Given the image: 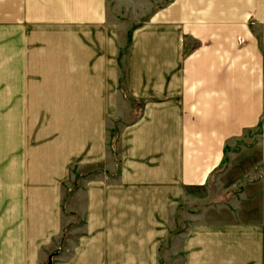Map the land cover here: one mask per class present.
Instances as JSON below:
<instances>
[{
    "label": "crops",
    "instance_id": "1",
    "mask_svg": "<svg viewBox=\"0 0 264 264\" xmlns=\"http://www.w3.org/2000/svg\"><path fill=\"white\" fill-rule=\"evenodd\" d=\"M115 1L0 0L19 108L50 111L38 150L16 157L3 137L0 264H264V174L221 181L254 128L264 170V0H168L135 26ZM220 186L175 214L188 188Z\"/></svg>",
    "mask_w": 264,
    "mask_h": 264
},
{
    "label": "rangeland",
    "instance_id": "2",
    "mask_svg": "<svg viewBox=\"0 0 264 264\" xmlns=\"http://www.w3.org/2000/svg\"><path fill=\"white\" fill-rule=\"evenodd\" d=\"M168 0H117L110 4L111 12L118 15L121 13V17L127 20H130L133 23V26L140 24L144 21L147 16L157 7L162 6ZM6 22L3 19V15L0 13V151L2 150L3 145V137L10 135L11 141V155L18 157L20 154L26 150V152L30 151V146L32 149L38 150L39 142L36 141L34 137L30 138L29 135H35L36 133H42V125L46 124L49 125L50 121V111L49 110H42L40 108H34L31 110H22L19 108V82L20 78L18 75V62L11 61V63L6 62L4 59V40L7 42L10 40L13 44V41L17 39L18 34L17 31H10V36L8 34V30H5L4 27ZM128 42L124 44V50L126 49ZM13 47V45H12ZM14 57L12 52V58ZM10 69V76L7 77L5 70ZM21 82L23 86L28 85V87L34 86V79L28 78H21ZM40 98V94H37ZM34 101V94L28 93L27 94V102ZM39 101V100H38ZM135 103V102H134ZM137 104V103H136ZM138 105V104H137ZM136 105V106H137ZM137 109L140 110V106H137ZM111 123V122H110ZM49 128V126L47 127ZM27 134V146L28 148H23L21 144V148L19 149V134ZM119 133V128L116 125L112 128V136H111V147L115 148V143L117 141ZM260 138V129L254 128L244 136L236 139L234 141V145L228 147V153L226 159L224 161L223 170L228 168V171L225 175L221 177V181L224 183H230L236 178L239 177V182L256 178L258 174L257 171L260 170L262 174H264L263 169H258L259 167V150H258V140ZM113 148V149H114ZM1 154V153H0ZM28 158H30L28 156ZM13 165V163H12ZM16 166H18V160H16ZM233 166V168H229ZM248 167L246 173H249V168H254V172L249 175L245 174L243 176L244 167ZM28 169L30 170V164H28ZM78 167H73L74 174H76V179L74 184L70 186V190L77 188V186L82 183L79 181L78 177L81 176L80 172L77 170ZM238 174L237 177H233V175ZM225 176V177H224ZM220 189H208L205 190L204 187H190L187 189V197L188 200L187 204L180 209H176V215H182L183 212L186 210L187 212H193V208L195 207L194 199L195 197L203 196L204 199H210V202L217 200L221 194L225 190L222 187ZM71 191H68L64 194V200L62 204V209L65 214L70 213L69 209V196L71 195ZM216 192V193H215ZM220 194V195H218ZM2 196V183H1V176H0V197ZM83 225V224H82ZM81 224L79 226H82ZM179 225V229L182 227H188L189 224L187 221L185 223H177ZM182 238H174L169 240L162 246V252L166 253V249H170L171 252L177 251L181 248ZM171 246V247H170ZM179 251V250H178ZM174 255V256H173ZM169 256V255H168ZM172 263L175 261L176 264L182 263V251L176 252L172 254ZM168 260V258H167ZM165 263L166 259L163 258Z\"/></svg>",
    "mask_w": 264,
    "mask_h": 264
},
{
    "label": "trees",
    "instance_id": "3",
    "mask_svg": "<svg viewBox=\"0 0 264 264\" xmlns=\"http://www.w3.org/2000/svg\"><path fill=\"white\" fill-rule=\"evenodd\" d=\"M260 128H261V123H260Z\"/></svg>",
    "mask_w": 264,
    "mask_h": 264
},
{
    "label": "water",
    "instance_id": "4",
    "mask_svg": "<svg viewBox=\"0 0 264 264\" xmlns=\"http://www.w3.org/2000/svg\"><path fill=\"white\" fill-rule=\"evenodd\" d=\"M48 264H50V262Z\"/></svg>",
    "mask_w": 264,
    "mask_h": 264
}]
</instances>
